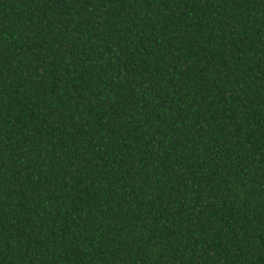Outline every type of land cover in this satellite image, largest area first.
<instances>
[{
    "label": "trees",
    "instance_id": "obj_1",
    "mask_svg": "<svg viewBox=\"0 0 264 264\" xmlns=\"http://www.w3.org/2000/svg\"><path fill=\"white\" fill-rule=\"evenodd\" d=\"M0 264H264V0H0Z\"/></svg>",
    "mask_w": 264,
    "mask_h": 264
}]
</instances>
